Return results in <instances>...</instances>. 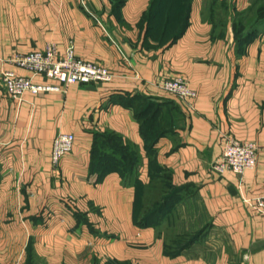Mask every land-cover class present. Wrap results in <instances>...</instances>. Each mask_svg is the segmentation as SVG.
Returning a JSON list of instances; mask_svg holds the SVG:
<instances>
[{"label": "crops", "instance_id": "crops-1", "mask_svg": "<svg viewBox=\"0 0 264 264\" xmlns=\"http://www.w3.org/2000/svg\"><path fill=\"white\" fill-rule=\"evenodd\" d=\"M234 2L232 15L252 7ZM150 4L0 0V74L59 88L19 102L0 79V264H264V215L249 202L264 197V29L238 44L221 5ZM49 44L113 80L66 85L11 62ZM178 77L197 92L194 110L157 86ZM60 133L76 143L55 167ZM228 135L259 145L243 177L213 170ZM108 136L138 154V185L163 170L178 190L146 224L121 153L95 154ZM186 234L200 236L167 254Z\"/></svg>", "mask_w": 264, "mask_h": 264}, {"label": "built area", "instance_id": "built-area-1", "mask_svg": "<svg viewBox=\"0 0 264 264\" xmlns=\"http://www.w3.org/2000/svg\"><path fill=\"white\" fill-rule=\"evenodd\" d=\"M21 68L27 69L35 76H42L64 83L91 84L109 83L113 80V73L100 64L91 63L76 57L74 48H68L63 58L58 57L55 44H49L44 51L32 52L27 55H17L11 60ZM0 79L7 94L16 101H22L26 93L39 94L58 90V87L35 84L32 78L16 75L14 72H3ZM157 86L170 95L176 96L189 109L194 110L193 101L197 92L191 88L190 83L181 77L160 81ZM222 155L213 164V170L218 174L228 171L243 177L247 170L257 165L259 145L256 142H242L233 136L224 137ZM76 137L69 133H60L54 140L52 150V163L58 167L74 149ZM253 208L264 215V197L249 201Z\"/></svg>", "mask_w": 264, "mask_h": 264}, {"label": "trees", "instance_id": "trees-1", "mask_svg": "<svg viewBox=\"0 0 264 264\" xmlns=\"http://www.w3.org/2000/svg\"><path fill=\"white\" fill-rule=\"evenodd\" d=\"M193 1L194 0H151L150 5H192ZM125 2L126 0H114L115 5H123ZM227 14L228 13H226L225 18H233L232 24L235 33V41L238 44L248 42L249 38L264 29V5H252L251 9L243 13H235L232 17L230 14ZM249 14L253 15V17L250 19L249 23H244L245 20L250 18ZM187 25L188 23L186 22L185 25L180 27V31L174 35V39L182 34ZM138 115L137 118L141 121L142 117H138ZM105 139L107 142L106 146L104 147V144L97 145L95 154L100 156L105 155L107 152H112L116 158V153H121V157L124 159L121 163L123 178L126 182L137 186L138 189V200L135 211L136 223L146 224L150 222L153 216L160 214L165 209L178 190L171 186L168 173L163 170L156 171L155 173L153 172L149 184L144 186L138 185L136 181V174L139 167L138 154L134 152L132 147L127 144L124 145L115 136H108ZM199 236L200 234H186L178 237L174 244L178 246L177 248L179 249H173L167 246L166 253L172 255L178 254L179 250L185 249L195 243L199 239Z\"/></svg>", "mask_w": 264, "mask_h": 264}, {"label": "rangeland", "instance_id": "rangeland-1", "mask_svg": "<svg viewBox=\"0 0 264 264\" xmlns=\"http://www.w3.org/2000/svg\"><path fill=\"white\" fill-rule=\"evenodd\" d=\"M203 5H221L222 6L221 12L223 13V16L225 17L226 13H228L227 15L230 14L229 6L235 5V2L234 0H203ZM250 5H264V0H250ZM230 16L232 17V14H230ZM249 17L250 18L248 20H245L244 23H249L253 15L249 14Z\"/></svg>", "mask_w": 264, "mask_h": 264}]
</instances>
